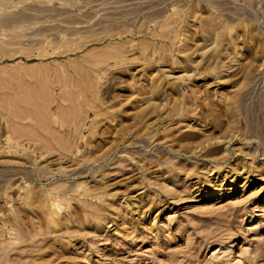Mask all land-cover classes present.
Listing matches in <instances>:
<instances>
[{
    "label": "rangeland",
    "instance_id": "obj_1",
    "mask_svg": "<svg viewBox=\"0 0 264 264\" xmlns=\"http://www.w3.org/2000/svg\"><path fill=\"white\" fill-rule=\"evenodd\" d=\"M238 251L264 264V0H0V264Z\"/></svg>",
    "mask_w": 264,
    "mask_h": 264
},
{
    "label": "crops",
    "instance_id": "obj_2",
    "mask_svg": "<svg viewBox=\"0 0 264 264\" xmlns=\"http://www.w3.org/2000/svg\"><path fill=\"white\" fill-rule=\"evenodd\" d=\"M9 120H11L9 124L16 127L19 131L25 130L26 128L28 129L31 128L32 132L28 136H31V138L35 142L40 143L44 140L43 138L45 136L46 137L48 136L43 132V130L47 128L48 124L45 122V120L41 119V117L32 116L31 120L28 123L21 122L23 120L22 119L19 120L18 118L16 119L10 118Z\"/></svg>",
    "mask_w": 264,
    "mask_h": 264
},
{
    "label": "bare ground",
    "instance_id": "obj_3",
    "mask_svg": "<svg viewBox=\"0 0 264 264\" xmlns=\"http://www.w3.org/2000/svg\"><path fill=\"white\" fill-rule=\"evenodd\" d=\"M33 94V93H32ZM31 94H29V96H30ZM29 96H27V99H28V101L30 100L28 97ZM33 96V95H32ZM32 96H30V97H32ZM31 100H33L34 101V99H31ZM32 101V102H33ZM34 105V104H33ZM259 106V105H258ZM35 107V106H34ZM36 108V107H35ZM39 108V107H38ZM250 108V107H249ZM22 109V108H21ZM39 110V109H38ZM38 110H37V113H38ZM256 116V115H255ZM254 122V121H253ZM37 124H38V122H37ZM254 124V123H253ZM30 126V125H29ZM41 126V125H40ZM250 126H251V124H250ZM260 130V128L258 129V131ZM260 132V131H259ZM263 132V131H262ZM260 134H261V132H260ZM63 137V136H62ZM58 139V138H57ZM64 140V139H63ZM66 142H68V141H66ZM66 142H64V143H66ZM72 144V143H71ZM67 146V145H66ZM71 147H72V145H71ZM54 148V147H53ZM68 148H70V147H68ZM45 170V169H44ZM27 177V176H26ZM27 179V178H26ZM29 179V178H28ZM66 183V182H65ZM59 184H62V183H59ZM64 184V183H63ZM55 185V184H54ZM60 187V186H59ZM76 191V190H75ZM20 237V236H19ZM23 237V236H22ZM21 238V237H20ZM227 264H240V252L238 251V252H236V253H234L233 255H231L230 256V258H229V260L227 261Z\"/></svg>",
    "mask_w": 264,
    "mask_h": 264
}]
</instances>
